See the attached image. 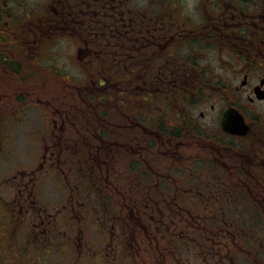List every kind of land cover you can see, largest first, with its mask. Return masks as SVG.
I'll return each instance as SVG.
<instances>
[{
	"label": "flooded vegetation",
	"instance_id": "flooded-vegetation-1",
	"mask_svg": "<svg viewBox=\"0 0 264 264\" xmlns=\"http://www.w3.org/2000/svg\"><path fill=\"white\" fill-rule=\"evenodd\" d=\"M29 13L0 25V80L19 83L0 87V264H264V0H51ZM61 37L106 81L132 58L152 80L190 82L152 88L166 104L133 119L104 104L92 120L58 89L28 87L45 68L61 78L41 65ZM197 41L215 49L212 68L174 55Z\"/></svg>",
	"mask_w": 264,
	"mask_h": 264
},
{
	"label": "rangeland",
	"instance_id": "rangeland-1",
	"mask_svg": "<svg viewBox=\"0 0 264 264\" xmlns=\"http://www.w3.org/2000/svg\"><path fill=\"white\" fill-rule=\"evenodd\" d=\"M51 3V0H14L12 1L11 4V9L13 10V15L15 19H20L27 15L29 12H32L37 15H43L45 8L48 7V5ZM31 13H29L30 16ZM33 17H36L35 15ZM148 21L150 22L149 18L147 17ZM181 22H185L186 20L189 19V22L195 27L197 22H202L203 17L200 16H190V17H179ZM147 22V25L149 24ZM144 24V23H143ZM179 24V23H177ZM145 26V24H144ZM163 35L165 34L164 32L159 31ZM170 33V31H168ZM58 41H54L48 49H46V54L48 55V60L46 59L45 61L43 60L41 65L43 67H52L58 71L60 76L62 78H56L52 77V74H47V69L43 70L42 76L37 80H29L28 81V87L29 88H42L44 90H51V89H58L60 92V98H72L74 97L75 94H77L73 87L75 85H82L85 83L86 75H88V69L87 63H80L77 60V48L76 45L72 44L71 41H69L68 38L66 37H61L60 39H57ZM48 45V44H47ZM46 45V46H47ZM46 46L42 47L40 50L44 49ZM180 51L184 54L187 55L188 57L192 58L194 61L198 63H211L208 64L210 68L215 66L216 62L214 59V50L213 48H208V45L206 43L200 44L198 41L196 42L195 47H180ZM85 59V57L83 58ZM208 61V62H207ZM97 66L93 67V69H97ZM40 71V70H39ZM219 71V70H217ZM212 75H214V71H210ZM222 75V74H221ZM184 82H188L189 80H184ZM208 82H212L211 80ZM75 84V85H74ZM0 87L3 88H16L19 87L18 82H11L10 80L6 81L4 84V80H0ZM48 98L47 96H45ZM64 101V99L61 100V102ZM217 107V104H216ZM45 114V112H44ZM49 116L45 114L46 120H48ZM42 118L40 113L33 111L28 118V123L30 124L31 127H42V124H40V119ZM47 133L45 129H41L40 133L45 135V134H52V129L49 120L47 121L46 128ZM47 146V143H30L28 145L24 144H17L16 145V150H14V157L17 158V156L20 158L22 156V152L24 149L28 148L29 153H36V155L40 154L43 150V147ZM23 157V156H22ZM21 157V158H22ZM88 168H86L87 170ZM6 170V169H3ZM10 173L9 176L7 177L8 179L11 177ZM75 176H72L73 182L75 181ZM0 194L3 196H6L8 192L5 189H1ZM123 215H128V210L123 209Z\"/></svg>",
	"mask_w": 264,
	"mask_h": 264
},
{
	"label": "trees",
	"instance_id": "trees-1",
	"mask_svg": "<svg viewBox=\"0 0 264 264\" xmlns=\"http://www.w3.org/2000/svg\"><path fill=\"white\" fill-rule=\"evenodd\" d=\"M4 0H0V25L6 27L14 24V15L10 14L3 5ZM12 19V20H11ZM7 34L0 32V40H7ZM180 49H176L174 55H180ZM133 59H126L123 67L125 76L118 75L120 65L114 64L111 67L112 77L105 80L104 68L98 64L97 69L94 66H88V78L82 85H75L74 101H69L83 110L86 116H91L92 120H100L105 115L104 104L118 105L122 111L127 115L128 119H133L135 114H138L137 107L140 106V111L143 113L149 105L153 104H166V101L161 99L159 93L157 96H152L150 93L152 88L164 89L171 87L172 89L183 86L184 81L182 78H173L171 81H162L160 79H151L150 69L153 65L149 66V61L140 62L139 64L132 61ZM169 82V84L167 83ZM150 94V95H149ZM172 103H177L172 101ZM114 117L117 119L118 111L114 107Z\"/></svg>",
	"mask_w": 264,
	"mask_h": 264
},
{
	"label": "water",
	"instance_id": "water-1",
	"mask_svg": "<svg viewBox=\"0 0 264 264\" xmlns=\"http://www.w3.org/2000/svg\"><path fill=\"white\" fill-rule=\"evenodd\" d=\"M231 130H232V131H235L234 129H232V127H231Z\"/></svg>",
	"mask_w": 264,
	"mask_h": 264
}]
</instances>
